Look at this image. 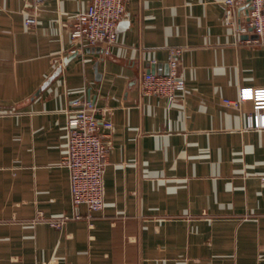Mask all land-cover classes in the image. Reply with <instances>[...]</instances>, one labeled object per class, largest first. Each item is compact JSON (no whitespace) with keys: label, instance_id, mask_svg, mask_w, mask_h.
Masks as SVG:
<instances>
[{"label":"crops","instance_id":"0c3cea01","mask_svg":"<svg viewBox=\"0 0 264 264\" xmlns=\"http://www.w3.org/2000/svg\"><path fill=\"white\" fill-rule=\"evenodd\" d=\"M88 3L0 0V264H264V128L223 102L264 87V45L237 32L247 8L125 0L105 54L70 37ZM173 48L184 89L142 93ZM78 98L112 123L90 218L61 164ZM39 214L80 217L57 229Z\"/></svg>","mask_w":264,"mask_h":264},{"label":"built area","instance_id":"2783aa9c","mask_svg":"<svg viewBox=\"0 0 264 264\" xmlns=\"http://www.w3.org/2000/svg\"><path fill=\"white\" fill-rule=\"evenodd\" d=\"M227 10L245 6L248 25L239 26L237 32L250 29L256 36L253 41L264 45V0H223ZM125 14V0H89L85 10L72 16L70 37L78 44L100 46L105 54L110 52L116 39V26ZM35 22L34 15L25 18L26 25ZM225 22L230 23L227 13ZM180 49H170L167 73L146 72L140 82L144 94L172 97L183 90L184 80L179 74ZM246 113L247 127L264 128V87H241L236 99H223ZM66 121L67 147L61 164L69 171L70 195L74 207L85 205L88 214L102 209L104 205L103 173L106 164L107 146L103 138L112 123L96 116L97 109L89 98H78L72 102ZM264 182V173L261 175ZM62 215L54 218L38 215L40 220L61 229L66 221L79 218Z\"/></svg>","mask_w":264,"mask_h":264},{"label":"water","instance_id":"95a60500","mask_svg":"<svg viewBox=\"0 0 264 264\" xmlns=\"http://www.w3.org/2000/svg\"><path fill=\"white\" fill-rule=\"evenodd\" d=\"M149 72V71H148Z\"/></svg>","mask_w":264,"mask_h":264}]
</instances>
